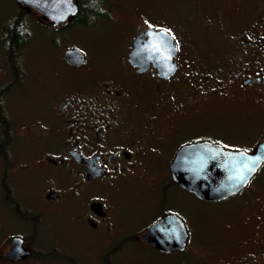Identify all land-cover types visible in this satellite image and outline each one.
I'll return each mask as SVG.
<instances>
[{
	"label": "flooded vegetation",
	"instance_id": "af4514ba",
	"mask_svg": "<svg viewBox=\"0 0 264 264\" xmlns=\"http://www.w3.org/2000/svg\"><path fill=\"white\" fill-rule=\"evenodd\" d=\"M202 4L208 10L195 9L191 23L210 41L182 46L166 27L142 23L118 69L114 58L97 67L80 50L83 64L62 59L67 71L50 68L37 79L45 89L36 101L32 91L20 92L28 87L15 90L24 79L18 53L2 50L0 264H264V158L223 199L200 198L171 178L182 145L252 153L264 141V0L223 6V23ZM30 9L56 32L65 26ZM147 29H165L177 44L167 75L153 60L142 68L129 58ZM212 31L221 40L212 41ZM167 151L166 167H153ZM122 187L126 200H111ZM192 199L223 205L210 209L217 226L205 215L193 219ZM166 215L184 223L183 248L143 238ZM73 237L89 242L74 253Z\"/></svg>",
	"mask_w": 264,
	"mask_h": 264
},
{
	"label": "rangeland",
	"instance_id": "374dc122",
	"mask_svg": "<svg viewBox=\"0 0 264 264\" xmlns=\"http://www.w3.org/2000/svg\"><path fill=\"white\" fill-rule=\"evenodd\" d=\"M234 1L106 0V5L110 11V18L107 16L97 20L92 19L86 25L66 26L58 30V32L49 28V24L46 21L40 22L39 16L33 14L31 9H28L27 17L28 23L30 24L29 38L24 47L20 50L17 59L24 79L23 82L21 80L16 83L15 90L21 87L22 89L25 87L30 88H25L24 91L20 92L25 93L28 90L32 91V93H35L34 101H36L41 91L45 89L44 85L40 87L37 79H42L44 75H48L50 68L51 72L52 70H57V73L58 71L61 73L67 71L68 68L64 65L62 60L64 59L62 55L67 47H74L84 51L89 57V62L92 63V65L98 64L97 67L99 64L109 62L114 58V62L111 63V66L113 69H118L117 60L119 56L125 54L130 38L133 37L142 23L166 27L174 37L180 41L182 46L185 44L188 46V41H196L199 43L210 41L205 36L207 32H204L205 34L202 31L199 32L191 23L193 22V13L195 9H201L203 8L202 3H208L209 12L213 16L212 18H216L217 21L220 20V23H223V6L225 9L234 7L236 6L237 0ZM20 6L21 5L15 0H0V34L6 26V20L13 14L14 10ZM202 10L206 11L208 9L203 8ZM201 14L200 11L199 15L201 16ZM1 39L4 41L6 38L3 39V37H1ZM211 40L219 41L221 39L215 31H212ZM110 48L117 49L115 54ZM2 50L3 49L0 48V66L3 67L4 60L1 57ZM2 81H4V78L0 77V84ZM221 132L223 133V127ZM170 152L171 151H167V157L157 160L156 163L153 164V167H158L160 165L159 167L165 168ZM160 182L162 183L163 181L160 179L159 183ZM127 184L139 183L133 182L123 185ZM125 194H127L126 189L122 187L117 193L111 195V200H126V198H121ZM192 201H194L193 203L196 207V213L194 212L195 215H193V219H196L199 215H205L207 219L210 218L209 223L211 228L213 225L217 226V223H219L217 220L218 217L213 215L210 209L214 211L218 207V209L223 210V205L221 204V207L215 206L214 204L202 203V201L196 199H192ZM186 210L188 214L192 211L187 208ZM149 211L150 210L146 211L147 215ZM88 242L89 239L87 238L73 237L68 248L74 250V253H77V251L83 250Z\"/></svg>",
	"mask_w": 264,
	"mask_h": 264
},
{
	"label": "water",
	"instance_id": "95a60500",
	"mask_svg": "<svg viewBox=\"0 0 264 264\" xmlns=\"http://www.w3.org/2000/svg\"><path fill=\"white\" fill-rule=\"evenodd\" d=\"M16 1L33 6L48 17L53 25L64 21L70 15H75L78 9L74 0ZM145 34L147 38H134L129 58L142 68L148 61L153 60L167 75L168 71L174 69L173 56L177 51V44L165 29H147ZM62 56L72 65H81L84 62L83 54L76 49H66ZM263 158L264 141L259 143L252 153L244 150H225L221 145L208 142H193L178 149L169 168L173 181L196 196L221 199L242 189ZM253 166L255 171H250ZM167 225H171V229H167ZM185 237V225L176 215H166L158 219L143 234V238L161 249L183 248Z\"/></svg>",
	"mask_w": 264,
	"mask_h": 264
},
{
	"label": "trees",
	"instance_id": "16d2710c",
	"mask_svg": "<svg viewBox=\"0 0 264 264\" xmlns=\"http://www.w3.org/2000/svg\"><path fill=\"white\" fill-rule=\"evenodd\" d=\"M106 0H75L77 12L66 26L86 25L92 19L97 20L109 15V9ZM28 9V8H27ZM25 7L16 8L12 15L6 20L5 25L8 27L7 37L4 41L0 40L1 47L6 51L9 48L11 53L19 56L20 50L24 47L29 38L28 11ZM5 26V27H6ZM65 26V27H66ZM64 27V28H65ZM4 28L3 30L6 31Z\"/></svg>",
	"mask_w": 264,
	"mask_h": 264
},
{
	"label": "snow or ice",
	"instance_id": "6c2138e0",
	"mask_svg": "<svg viewBox=\"0 0 264 264\" xmlns=\"http://www.w3.org/2000/svg\"><path fill=\"white\" fill-rule=\"evenodd\" d=\"M246 167H247V165H246ZM250 171H255V166H253L252 168H250Z\"/></svg>",
	"mask_w": 264,
	"mask_h": 264
}]
</instances>
